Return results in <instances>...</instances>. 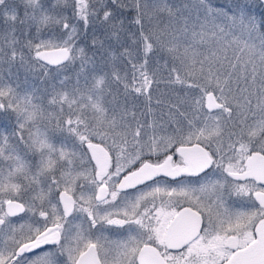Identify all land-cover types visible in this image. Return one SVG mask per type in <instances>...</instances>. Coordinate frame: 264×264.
Wrapping results in <instances>:
<instances>
[{"label": "snow or ice", "instance_id": "6c2138e0", "mask_svg": "<svg viewBox=\"0 0 264 264\" xmlns=\"http://www.w3.org/2000/svg\"><path fill=\"white\" fill-rule=\"evenodd\" d=\"M0 264H264V0H0Z\"/></svg>", "mask_w": 264, "mask_h": 264}]
</instances>
